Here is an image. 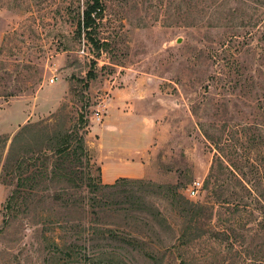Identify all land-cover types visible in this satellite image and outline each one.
<instances>
[{
    "label": "rangeland",
    "instance_id": "obj_1",
    "mask_svg": "<svg viewBox=\"0 0 264 264\" xmlns=\"http://www.w3.org/2000/svg\"><path fill=\"white\" fill-rule=\"evenodd\" d=\"M88 1L0 0V264H264V0H102L96 44ZM26 122L90 164L17 163Z\"/></svg>",
    "mask_w": 264,
    "mask_h": 264
},
{
    "label": "trees",
    "instance_id": "obj_2",
    "mask_svg": "<svg viewBox=\"0 0 264 264\" xmlns=\"http://www.w3.org/2000/svg\"><path fill=\"white\" fill-rule=\"evenodd\" d=\"M103 9V2L102 0H89L85 9L83 10V16L81 21L79 22L78 27V34H80V30L83 28L88 33V38L91 42L96 44V41H94L93 37H91L90 28H92V25L94 24L95 20L100 17L101 12ZM87 76H93V73L90 71L88 72ZM31 122H26L23 125L19 127V129L15 132V134L12 137L11 143H10V151L9 153L14 156L17 163L21 164L24 162V159L27 154L30 152H36L41 151L44 149H48L52 152V155L55 157L53 159V165L51 167V173L57 174L60 173L62 176L67 175L66 170L69 169L64 163L66 159L71 154H78L81 156H84L87 160V164H90L87 149L84 144L83 137H79L77 142L73 145V136L71 132L64 127L63 124L57 125L55 129H52L51 131L47 129V126L39 127L36 130H33V136L32 139L34 141V144L28 143V137L26 133H28L32 127ZM30 138V136H29ZM258 138V136L252 135L249 140L254 141ZM224 149V148H223ZM220 150L222 148L220 147ZM42 152V151H41ZM235 152V151H234ZM32 155V154H31ZM29 154V156H31ZM75 156V155H74ZM60 157V158H59ZM223 154L221 151L218 150V152L215 154V160L210 165L208 174L205 177L204 180V187L207 189L210 185L216 184L217 180L219 179L218 174L224 170V164L222 162ZM71 168V167H70ZM62 171V173L60 172ZM34 172L31 173L30 177H34ZM22 179L20 178V181ZM126 177H119L116 179V181L113 184H106L107 187L115 186L120 181H126ZM22 183H19L21 185ZM219 185V184H218ZM213 188V187H212ZM213 192L215 193V189H213ZM216 202L220 204V195L216 194ZM258 196V195H257ZM181 213L182 216L186 219H189L191 221L194 214H196V204H194L192 201H185L182 204L181 207ZM190 226H184L182 231V236L186 234Z\"/></svg>",
    "mask_w": 264,
    "mask_h": 264
},
{
    "label": "built area",
    "instance_id": "obj_3",
    "mask_svg": "<svg viewBox=\"0 0 264 264\" xmlns=\"http://www.w3.org/2000/svg\"><path fill=\"white\" fill-rule=\"evenodd\" d=\"M52 81V79H51ZM97 119L100 118L99 112H96ZM201 186V182L193 181V185L189 188V196H194L198 192V188Z\"/></svg>",
    "mask_w": 264,
    "mask_h": 264
},
{
    "label": "crops",
    "instance_id": "obj_4",
    "mask_svg": "<svg viewBox=\"0 0 264 264\" xmlns=\"http://www.w3.org/2000/svg\"><path fill=\"white\" fill-rule=\"evenodd\" d=\"M117 98H120V97L117 96ZM112 99H113V98H112ZM117 100H118V99H116L114 102L117 103ZM111 101H113V100H111ZM106 118H107V114H105L103 124H105V122H106ZM21 124H22V123H21ZM103 124H102V125H103ZM126 157H127V156H126ZM100 168H102V171H103L104 166H103L102 163H100ZM102 178H103V172H102ZM117 178H118V177H114L113 180H109V181L106 180L105 178H103V180H104V181L106 180V182H112V181H114V180L117 179Z\"/></svg>",
    "mask_w": 264,
    "mask_h": 264
}]
</instances>
